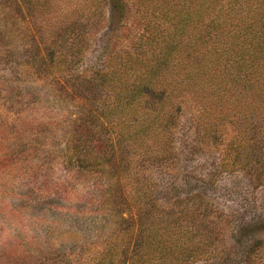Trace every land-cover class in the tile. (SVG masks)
Listing matches in <instances>:
<instances>
[{
	"label": "rangeland",
	"instance_id": "374dc122",
	"mask_svg": "<svg viewBox=\"0 0 264 264\" xmlns=\"http://www.w3.org/2000/svg\"><path fill=\"white\" fill-rule=\"evenodd\" d=\"M96 1L75 0L79 22L73 33L53 25L55 18L48 21L55 28V41L49 51L44 50L49 55L46 62L51 64L54 59L63 65L67 70L63 71L65 83L58 82V74L50 70L43 77L29 67L27 76L24 69L28 67L22 65L34 53V46L26 48L31 36L24 28L32 26V20L35 23L47 15H58L61 9L55 6L49 14L42 2L34 3L33 10L27 0L0 1V264H95L103 239L115 226L109 210L112 206L124 210L123 197L130 199L132 192L153 198L152 204L135 206L133 214L141 208L146 212L145 222L151 221L155 212L157 218L176 220V225L167 226L175 227L188 243L193 241L192 232L206 231L213 223H200L205 208L200 205L199 210L188 211L196 223L190 219L185 225L179 202L191 192L200 193L208 199V207L219 210L222 218L217 222L223 225V235L214 244L217 246L207 243L209 236L205 243L196 237L193 245L197 243L198 250L183 264H264V112L250 115V123L256 127L234 122L240 114L223 118L227 108L236 112V102L221 104L217 94L203 91L202 85H216V77L231 66L233 56H224L230 62L224 65L223 51L217 54L209 50L204 60L192 62L205 50L206 39L211 48H220L227 40L231 43L234 25L226 32L218 27L209 33L200 24L201 32L192 38L185 32L173 47L174 40L161 35L165 25L157 17L165 9L164 0H129V12L119 21L113 19L108 4L100 0L103 5L99 1L96 5ZM229 30L232 32L227 33ZM171 48L175 51L173 64L157 66L150 73L154 84L143 96L131 100L126 92L124 100L117 103L114 99L97 111L105 120L97 122L89 133L100 149L115 145L116 135L122 132L120 126L124 131L146 132L145 142L137 141L134 150L138 156L133 161L131 158L127 170L131 181L119 180L117 185L121 198L110 191L103 201L93 189L99 174L79 173L78 166L67 165L63 154L64 135L80 124L75 115L83 114L72 105L70 87L75 82L105 83L96 71L150 69ZM57 49L58 57L53 54ZM234 54L242 55L239 51ZM31 61L35 72L40 67L35 58ZM256 61L249 69L261 72V61ZM189 65L193 66L191 76L185 73ZM57 69L61 66L56 65ZM65 74L61 75L64 79ZM259 77L264 83V76ZM247 84L234 80L231 97L237 92L241 95ZM92 87L86 84L87 94L78 98L85 107L91 91L99 89L98 84ZM213 122L218 130L204 136L201 125L209 127ZM146 145L149 152L144 151ZM236 149L246 151L251 160L224 171L221 162L234 156ZM257 157L255 170L250 161ZM107 184H101L103 189Z\"/></svg>",
	"mask_w": 264,
	"mask_h": 264
},
{
	"label": "trees",
	"instance_id": "16d2710c",
	"mask_svg": "<svg viewBox=\"0 0 264 264\" xmlns=\"http://www.w3.org/2000/svg\"><path fill=\"white\" fill-rule=\"evenodd\" d=\"M27 1H29V6L33 10L35 6L34 3L36 2H42L46 7L45 11L49 14L55 6H58L61 10L58 15H47L44 19L37 20L35 23L34 20H32V26H28L27 28L23 27L28 35L31 36L29 39L27 38L26 48L34 46V53L32 56L22 63L23 66L25 65L28 67L24 69V72L28 76L27 71L30 67L32 68V73L40 74L45 77L50 70L51 74H56V76L58 74V82L65 83L67 76L63 71L67 73V70L64 69L61 63L54 62V59H51V64L46 62L49 55L45 54L44 50L46 49L49 51L51 42L55 41V37H52L55 28L49 26V19L55 18L53 25L57 28L62 26L63 31H68V29H70V32H72L75 24L79 22V20H76L75 0ZM97 1L100 2V0ZM101 1L104 2L105 5L108 4L110 6L113 19L117 18V21L125 18L129 12V0ZM164 6L165 9L160 10V12L157 13V17L161 19V24L165 25L161 35L164 37L168 36L171 40H174L175 45L173 47L183 39L177 38L185 36V32L188 31V34L191 35L189 38L201 32L198 26L202 25L207 28L205 29L206 31L212 33L211 30L214 31L218 27H221L223 32H226L229 25H234V29H232L234 32L229 36L233 38L231 43L227 40L220 48L215 46L211 48L210 41L206 39V44H203L205 50L202 51L200 57H194L196 60L194 61L193 58L192 62L197 63L202 59L204 60L209 50L217 54L223 51L224 65L230 63L228 60L224 59V56L225 58L233 56L231 66L228 67L226 71L223 70V75L221 77L220 75L216 77L219 79L218 83L216 85H202V90L216 93L221 104L236 102V112L231 108L229 111L227 108L223 110V118L227 116L229 118V114H240L239 118L234 122L245 127L252 124V127H256L255 123H250V115L256 113L261 116L264 112V83H260L261 77H259L261 75L264 76V0H255L254 4L253 0H164ZM154 8L157 9L156 7ZM87 16L88 15H86V18ZM155 29L159 31L157 26H155ZM232 30H229L227 33L232 32ZM161 31L162 30L159 32ZM78 33L81 34L83 32ZM172 34H174L175 37H173ZM69 39L70 38H68V40ZM70 40L72 41L70 44L74 45V40ZM36 47L39 49L38 52L35 53ZM58 49L53 53L56 57L60 54ZM238 51L242 54L240 57L234 54ZM174 54V49H167V51L162 54V58L156 62L155 65H151L150 69H135L133 67V69L123 68V70L117 68L109 69L108 72L96 71V74H99V78L105 79L106 81L105 83H86L91 85V87L92 85L94 86V84L99 85L98 90L91 91L92 97L89 98L91 100H88L87 107L81 105L82 102L78 101V98L81 100L84 98L85 94H87L86 84L75 82L76 84L72 86V88L70 87L68 96L73 102L72 105L77 112L81 111L83 114L75 115V119L77 121L80 119L82 122L80 121L77 127H73L67 135H64L66 139V149L63 154H65L64 157L66 158L67 165L78 166L79 173H83V175L99 174L98 179L93 182V189L102 196V200L104 198L108 199L105 195L110 191L115 193L116 198H121L122 194L119 191L120 187H117V185L119 180L131 181L130 178L132 176L126 175L127 170L131 166V158L133 161L134 158L138 156V153L134 150L137 146V141L145 142L146 132L143 133L142 131L145 130L138 129V131H131V129L124 131V126H120L122 132L119 134V137L116 135L115 145L110 146L109 149L105 147L100 149L94 145L93 138L89 133V129H93V126L97 122L103 123L105 120L97 114V111L101 109V106L109 105L114 99L117 103L124 100L126 92L129 93L131 100L143 96L146 89L151 88V85L154 84L151 83L152 78L150 73L157 66L173 64ZM227 54L228 56H226ZM31 57L36 59L40 67L35 72ZM256 60H258V62L259 60L261 61L259 64L262 66L263 72H257L255 67H253L254 69H249L251 65L257 63ZM19 63L18 61V64ZM44 63L46 68H44ZM56 65L59 67L61 66V69L54 70ZM64 65L66 67V64ZM192 67L191 65L187 67L185 72L186 75L191 76ZM203 72L205 73V69ZM64 74L66 79L61 77V75L64 76ZM72 76L73 75H71V77ZM131 77H134V79L131 80ZM221 78H223V82H221ZM234 80H243L248 84L246 85V90L241 95H238L237 92L233 98L231 97V90L234 86ZM129 87H134V90L132 92L128 91ZM64 93L67 94V92ZM63 96L66 98L65 95ZM96 98L97 100H94ZM213 123L214 124L209 127L201 125L204 136L211 135L214 131L216 132L218 130L216 123ZM242 145L244 148L245 144L242 143ZM150 149L151 148L146 145L144 151L149 152ZM241 150L242 149H236L238 152H236L234 156H228L226 160L221 162L224 171H232L235 166L238 167L237 165L243 162L249 163L251 159L246 157V151H243V153ZM114 151H117L118 155L113 156ZM258 160L259 158L257 157L255 161H250L253 163L252 167L255 170L257 169V165H259ZM106 183H108L107 188L103 189L101 184L106 186ZM152 201L153 198H149L147 195H143L142 193L140 195L137 192H132L130 199L123 197V203L126 205L124 210H115V206H112L109 210V215H112L110 221L112 220L111 222H113L115 226L112 227L111 235L103 239V250L100 251V257L95 264H183L194 257L193 253H196V250H198V247H196L197 243L193 245V241L196 237L199 241L205 243L207 242L206 237L209 236L207 243L210 244L212 242L214 245L223 235V228H220V226L223 225L217 222L222 218L219 210L213 206V208L208 207L210 204L208 199L204 198L200 193L194 194L191 192L188 198H185L178 204L181 205L180 212L182 214L181 216H183L185 225L188 224L190 219L193 223H196L195 219L193 220L188 211H191V209L199 210L200 205L205 206L204 210H202V217L199 220L200 223H213L211 228L206 231L196 229V231L192 232V236H190V238L193 239L192 243H188L189 240L187 242L185 238L178 235L175 227L169 228L167 226L168 223L176 225V220L168 222L167 218L166 220L161 219V217L157 218L156 216L158 215L155 212L150 218L151 221L147 220L145 222L147 218L146 212L142 213L143 210L141 208H138L134 214L132 213L135 206L138 207L141 205L143 207L147 202L152 204ZM209 217H212V221ZM111 222L109 224H112ZM179 225L181 224L178 223V226ZM167 230H171V232L167 234ZM212 233L214 237L210 238ZM199 257L201 258L200 255ZM225 257H228V253L224 256V259Z\"/></svg>",
	"mask_w": 264,
	"mask_h": 264
}]
</instances>
